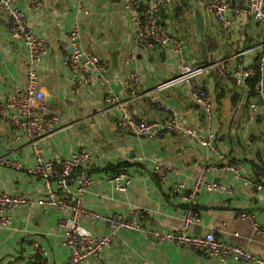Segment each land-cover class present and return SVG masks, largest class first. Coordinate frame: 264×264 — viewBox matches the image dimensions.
<instances>
[{
    "label": "crops",
    "instance_id": "obj_1",
    "mask_svg": "<svg viewBox=\"0 0 264 264\" xmlns=\"http://www.w3.org/2000/svg\"><path fill=\"white\" fill-rule=\"evenodd\" d=\"M158 1H163L160 20L183 43L189 60L207 65L200 82L212 96V117L207 122L183 83L152 93L142 92L132 101L133 112L138 118L162 120L164 114L158 103L173 105L177 118L196 127L200 136L205 138L208 132L212 133L211 147L195 136H137L118 127L119 110L110 107L105 97L110 90L118 98H126L123 87L131 67L140 72L147 88L179 71L173 52L133 43L134 28L123 0H43L36 10L28 9L26 0H18L27 23L47 38V49L38 68V85L49 112L60 116L56 130L42 137L39 144L46 157L55 159L68 157L79 149L90 152L88 170L92 183L84 196L86 208L113 213L139 207L143 223L162 232L176 231L182 225L185 201L173 191V183L181 182L191 189L200 167L205 166L206 180L220 181L231 191L200 188L195 200L200 221L191 225L190 232L203 234L213 228L221 240L264 258V236L254 233L247 218L236 217L240 211L251 212L264 225V190L255 192L254 186L259 160L264 156V114L255 96V80L245 78L237 83L217 63L225 58L226 66L232 68V56L237 53L246 63L254 60L259 52L260 23L239 13L231 19L230 30L225 31L198 0ZM80 3L87 12L79 10ZM74 23L80 28L81 45L94 50L104 62L107 82L94 77L88 84L72 86L73 73L63 63L61 41ZM199 33L206 44L203 61ZM26 59L24 42L10 35L7 17L1 12L0 99L14 86L23 84ZM254 100L257 106L251 114L249 103ZM14 148L17 151L10 156L20 161L21 168L0 164V189L20 192L34 202L14 206L10 225L0 227V264H39L32 246L34 240L45 248L54 264H62L70 252L61 243L63 228L58 219L66 211L37 202L45 196L46 189L40 178L27 171L33 163L30 147L24 137L15 139L14 128L0 118V155ZM157 161L177 167L178 173L161 182L151 173ZM234 164L249 182L236 176ZM121 170L130 176L125 190L115 188L108 180L110 174ZM81 223L93 234L108 232V225L102 220L82 218ZM101 254L103 264H255L205 256L170 241L159 243L130 228L121 229L119 238L110 240Z\"/></svg>",
    "mask_w": 264,
    "mask_h": 264
},
{
    "label": "built area",
    "instance_id": "obj_2",
    "mask_svg": "<svg viewBox=\"0 0 264 264\" xmlns=\"http://www.w3.org/2000/svg\"><path fill=\"white\" fill-rule=\"evenodd\" d=\"M27 8L39 9L43 0H26ZM204 10L211 11L220 27L229 31L231 19L239 13H245L259 21L261 37L257 44L259 52L254 60L246 63L241 54L237 53L232 68L226 66L225 58L217 60L221 70L231 76L237 83L245 78L255 80V96L261 99L260 106L264 114V0H198ZM125 8L130 13V20L134 28L133 43L148 49L171 51L176 55L179 71L174 76L161 80L151 88H147L140 72L131 67L125 78L123 93L126 98H118L109 90L105 101L110 107L119 110L117 125L123 130L137 136L159 137L172 133L189 137H198L205 145L211 147V132L204 138L199 135L196 127L188 125L177 118L173 105L158 103L163 112L162 120H148L138 118L132 108V101L142 92L152 93L167 88L176 83H183L189 89L194 102L200 106L203 117L210 122L213 111V99L200 82L207 65L193 63L187 57L183 43L171 35L159 18L163 1L158 0H123ZM79 10L87 12L82 4ZM3 12L8 20V29L12 37L24 42L27 50L25 60V79L22 85L14 86L9 93L0 99V118L7 121L15 130V139L24 137L30 147L33 163L27 168L28 173L38 177L46 189L44 197L37 202L66 211L58 219L63 228L61 243L69 249V257L62 264H103L102 250L110 240L119 238L121 229L130 228L139 230L157 242L170 241L178 246L188 247L203 253L205 256L217 257L220 260L233 259L247 263L264 264L261 258L252 252L231 242H225L215 235L213 228L203 234L190 232L192 224L200 221L195 210L197 191L204 189H223L231 191L230 186L220 181L205 179V166L200 167L191 189L185 188L181 182L173 183V191L178 192L185 201L182 214L181 228L176 231L162 232L147 227L142 221V210L139 207H130L125 212L103 213L84 206V196L92 183L88 170L92 160L90 152L86 149L74 151L70 156L60 159L46 157L39 140L56 130L60 119L58 113L49 112L44 104V93L38 85V68L47 49V38L39 35L27 23L25 10L18 0H0V13ZM63 63L73 73L72 86L88 84L94 77L104 82L108 81L106 66L100 56L92 49L81 45L80 28L77 23L72 24L61 41ZM127 60L128 57H125ZM157 102L155 96H151ZM257 103H249L251 114L254 113ZM12 149L7 154L0 155V164L21 168L20 161L10 154L16 152ZM235 174L245 182L249 178L243 176L236 164L232 166ZM76 168L79 170L75 173ZM151 173L161 182H167L178 173V168L157 161L151 167ZM75 175V176H74ZM108 180L115 188L125 190L130 183L128 172L121 170L108 176ZM255 192L264 190V156L260 157L259 167L254 184ZM34 201L20 192H8L0 189V227L10 225L11 211L16 205H30ZM237 218H247L255 234L264 236V225L261 224L251 212L240 211ZM89 218L102 220L108 225V232L99 236L86 230L81 220ZM35 253L38 254L39 264H54L47 255L45 248L36 240L32 241Z\"/></svg>",
    "mask_w": 264,
    "mask_h": 264
},
{
    "label": "water",
    "instance_id": "obj_3",
    "mask_svg": "<svg viewBox=\"0 0 264 264\" xmlns=\"http://www.w3.org/2000/svg\"><path fill=\"white\" fill-rule=\"evenodd\" d=\"M198 30H201V25H200V23H198ZM198 42H199V46H200V50H201V52H202V54H203V56H202V61L203 60H205V53H206V44H205V42L203 41V39H202V37H201V34L199 33V35H198ZM259 102L261 103V99H259Z\"/></svg>",
    "mask_w": 264,
    "mask_h": 264
}]
</instances>
